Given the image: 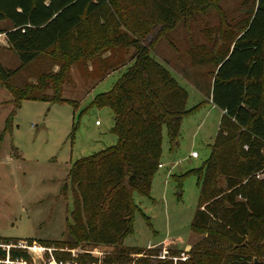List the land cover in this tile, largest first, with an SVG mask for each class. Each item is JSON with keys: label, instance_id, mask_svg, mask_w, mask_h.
I'll list each match as a JSON object with an SVG mask.
<instances>
[{"label": "trees", "instance_id": "trees-1", "mask_svg": "<svg viewBox=\"0 0 264 264\" xmlns=\"http://www.w3.org/2000/svg\"><path fill=\"white\" fill-rule=\"evenodd\" d=\"M221 0H128L130 5L149 10L148 30L133 41V64L109 92L96 95L89 108L108 107L113 118L114 146L77 161L65 183L71 207L65 232L59 241H26L53 248L56 262L97 264L90 253L72 256L76 247L110 246V261L124 260L134 251L124 249V238L132 233L138 211L132 194L147 197L161 157L163 129L170 144L176 142L180 122L190 114L186 94L170 71L150 55L153 42L173 30L194 13H202ZM116 5V0H0L1 30L20 65L5 70L0 65V82L8 83L22 68L57 47L63 56L70 53L69 41L83 20ZM150 34V36L148 35ZM139 35V34H138ZM129 46L125 35L113 38ZM77 60L76 56L71 58ZM49 84L40 76L28 89H9L16 102L39 100L72 104L63 100L61 90L45 96ZM42 92V93H39ZM210 100L223 112L218 134L210 146L209 158L193 172L197 176L199 199L191 232L206 235L201 246L187 252L166 249L170 257L189 258L179 264H211L217 255L222 264H261L264 259V0L256 8L228 53L218 62L212 76ZM236 132H230V127ZM222 131V133H221ZM225 135V136H224ZM222 177L225 187L217 186ZM260 177V178H259ZM11 241H5L8 244ZM65 248V249H64ZM128 249V250H127ZM10 260L30 256L23 249H10ZM6 253L0 249V264ZM105 264V263H104ZM149 264H171L152 260Z\"/></svg>", "mask_w": 264, "mask_h": 264}, {"label": "rangeland", "instance_id": "rangeland-1", "mask_svg": "<svg viewBox=\"0 0 264 264\" xmlns=\"http://www.w3.org/2000/svg\"><path fill=\"white\" fill-rule=\"evenodd\" d=\"M256 3L221 0L205 12L192 14L150 46L149 55L166 67L184 90L186 110L191 112L182 118L175 143H169L163 129L161 157L149 195L132 194L138 211L123 247L138 252L127 249L130 255H123L124 260L110 261L113 247L85 245L72 249L75 255L93 252L97 264H149L154 259L179 264L189 256L170 257L166 249L187 252L201 246L206 235L190 229L199 199L193 170L208 160L223 117L220 111L210 109L207 97L218 62L252 16ZM103 9L85 18L74 32L68 56L54 47L8 83L0 82L1 242L59 241L71 207L70 193L63 195L62 188L73 165L117 142L111 110L89 108V104L96 95L109 92L132 66L133 41L147 34L145 22L150 16L143 5L136 7L128 0H116V5ZM11 28L7 21L0 23V32ZM115 35H125L129 46L115 43ZM73 56L77 57L74 62ZM0 65L10 71L20 65L2 33ZM40 76L49 84L45 96L61 90L62 99L75 107L39 100L16 102L9 89H28ZM230 132H236L232 126ZM192 152L198 154L197 159L190 157ZM216 184L225 187L222 177ZM25 251L32 264H46L50 254L38 248ZM224 258L217 255L211 264H222ZM260 261L264 264V259Z\"/></svg>", "mask_w": 264, "mask_h": 264}, {"label": "built area", "instance_id": "built-area-1", "mask_svg": "<svg viewBox=\"0 0 264 264\" xmlns=\"http://www.w3.org/2000/svg\"><path fill=\"white\" fill-rule=\"evenodd\" d=\"M95 124L98 125V122H96ZM190 157L193 159H197L198 154L196 152H192L190 154ZM159 167H161V165H159ZM33 244H36V243H33ZM32 246L33 245L28 246L27 242H25V241H19L16 244H12V243L4 244L3 242L0 241V249L5 251V253H6L5 260L1 261V262L3 264H26V262L23 261L22 259L10 260L9 256H8L9 250L10 249L30 250V249H34V248H41L42 251L45 249L47 252L50 253V254H48V259H47L48 261L46 262V264H77L76 262H72V261L56 262L52 256V250L51 249L40 247L39 245L37 247L35 245L33 247ZM71 253H72L73 258H75L76 257L75 253H73L72 251H71ZM89 253H93V252H89Z\"/></svg>", "mask_w": 264, "mask_h": 264}, {"label": "crops", "instance_id": "crops-1", "mask_svg": "<svg viewBox=\"0 0 264 264\" xmlns=\"http://www.w3.org/2000/svg\"><path fill=\"white\" fill-rule=\"evenodd\" d=\"M210 90H211V87L209 89V93H208V97H207V102H208V105L210 106V109H215V110H218L215 106H213V104L211 103V100H210ZM220 111V110H218ZM221 115H223V112L220 111ZM96 125V124H95Z\"/></svg>", "mask_w": 264, "mask_h": 264}, {"label": "water", "instance_id": "water-1", "mask_svg": "<svg viewBox=\"0 0 264 264\" xmlns=\"http://www.w3.org/2000/svg\"><path fill=\"white\" fill-rule=\"evenodd\" d=\"M253 264H257V261H256V260H254Z\"/></svg>", "mask_w": 264, "mask_h": 264}, {"label": "bare ground", "instance_id": "bare-ground-1", "mask_svg": "<svg viewBox=\"0 0 264 264\" xmlns=\"http://www.w3.org/2000/svg\"><path fill=\"white\" fill-rule=\"evenodd\" d=\"M38 249H40V250H41V248H38Z\"/></svg>", "mask_w": 264, "mask_h": 264}]
</instances>
